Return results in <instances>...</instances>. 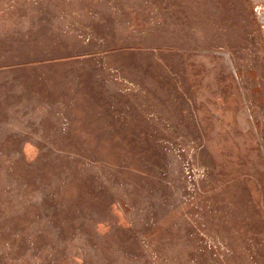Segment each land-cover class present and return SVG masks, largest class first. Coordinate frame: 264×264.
<instances>
[{
	"label": "rangeland",
	"instance_id": "374dc122",
	"mask_svg": "<svg viewBox=\"0 0 264 264\" xmlns=\"http://www.w3.org/2000/svg\"><path fill=\"white\" fill-rule=\"evenodd\" d=\"M0 264H264V0H0Z\"/></svg>",
	"mask_w": 264,
	"mask_h": 264
},
{
	"label": "trees",
	"instance_id": "16d2710c",
	"mask_svg": "<svg viewBox=\"0 0 264 264\" xmlns=\"http://www.w3.org/2000/svg\"><path fill=\"white\" fill-rule=\"evenodd\" d=\"M105 125H107V126H105ZM105 125L103 124V127L101 128V132L102 133H104L105 131L110 132V134L107 136H111L112 134L116 133L117 131H121V130L124 131L126 129V127L123 126L124 124L122 123V121L108 123Z\"/></svg>",
	"mask_w": 264,
	"mask_h": 264
}]
</instances>
